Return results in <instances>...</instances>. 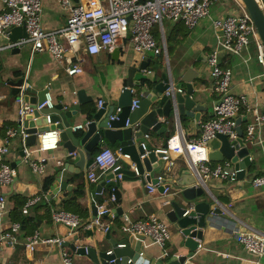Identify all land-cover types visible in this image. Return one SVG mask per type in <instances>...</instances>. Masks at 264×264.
Listing matches in <instances>:
<instances>
[{"label":"crops","instance_id":"crops-1","mask_svg":"<svg viewBox=\"0 0 264 264\" xmlns=\"http://www.w3.org/2000/svg\"><path fill=\"white\" fill-rule=\"evenodd\" d=\"M239 8L238 2L225 0L217 3L213 7L211 15L203 18L194 28H189L181 22L174 23L167 20L164 21L163 27L160 25L154 27L155 37L164 51L158 55L147 54L151 58L147 70H153L159 76L168 70L176 71L189 66L194 67L199 72V75L194 79V85L197 90L203 92L201 101L208 106V111L203 112L201 116L202 121L208 120L213 115V110L220 100L219 94L212 91L213 79L208 67L209 55L216 48L221 49L213 21L219 15L237 11ZM3 9L4 4L0 0V12ZM43 16L44 27L47 30H55L64 26L67 14L57 0H45ZM17 35L19 34H12L13 37H17ZM6 40L13 41L14 39L8 33ZM111 53L101 51L93 56L90 62H86L82 73L70 76L63 66L56 64L49 51L33 54L29 44L19 51H14V49L0 51V143L9 129L20 127L18 105L14 100L17 94L12 91L15 82L23 77L25 82L37 90L28 92L30 96L35 97L39 91L47 87L52 93L55 103H63L69 110L74 109L77 101V104H80V110L71 118L75 125L89 119L88 113L83 109L88 106L87 104H95L97 111L100 99L104 100L112 94H117L125 84H132L137 68L143 61V57L131 49L126 56V61L121 58V54L118 60L114 59ZM256 53V45L253 41L242 55H234L220 50L219 56L221 65L232 70L234 94L246 95L249 107H258L264 110V69L255 59ZM143 82L150 88H154L156 85L152 80H143ZM135 88L137 91L134 98H140V89L136 86ZM81 89L86 91L91 100L79 103L76 93ZM240 117L243 118L242 126L245 132L248 123L253 119L247 106L243 108ZM160 120H163L165 130L160 134L150 132L149 137L141 140V143H146L149 149L164 147L167 139L176 134H183L187 139H194L200 135L201 128L193 120L184 121L183 117L179 119L174 110H171L168 118L161 117ZM261 136L262 143L251 144L253 161L247 166L245 175L242 174L235 181L210 180L212 191L200 198L226 208L234 222L229 224L217 221L204 230L203 238L200 240L201 247L197 251L196 261L199 264H257V260L264 263V257L260 258L249 253L236 240L238 230L264 231V186L255 187L252 184L254 176L264 175V124ZM103 145L111 147L116 152L123 167L128 169L134 167L127 158H123L117 152L116 146H110L108 140L104 139ZM100 149L101 147L97 151ZM23 150L21 138L17 136L14 138L11 152L7 156L8 161L17 169V175L11 185L5 187L0 185V192L7 197L8 208L6 214L0 217V230L8 229L12 223L16 222L12 217L15 207V200L12 196L20 195L28 200L38 197L43 192L44 181L53 177V182L46 193V201L38 202L27 213L23 211L24 214L32 215L36 220H40V223L31 222L28 226L29 230L26 231L21 228L20 235L23 237V235L38 232L42 238L64 237L65 241H70V244H76L77 247L94 245V239L97 238L101 245L111 249L109 240L105 239L106 231L101 226L90 227L94 221L92 205L96 202L92 191L98 183L88 181V168L84 172L72 176V180L69 182L72 186L70 190H61L56 195V199H49L48 195L52 191L56 169L64 161V156L67 154L66 149L59 144L57 149L33 153L34 158L41 156L48 158L46 173L42 176H37L33 172L26 160L25 153L22 154ZM97 151L93 154L94 157ZM171 158L176 163V167L172 171L167 169L166 161L163 159L162 166L153 168L150 173L152 178L162 177L165 185L171 186L169 193L164 194L160 189L151 193L146 181L140 178H130L116 184L119 198L116 202L110 198L109 192L112 186H105L106 195L96 202L98 206L102 203L106 204L111 211L121 208L122 214L120 211L113 213L111 217L106 215L101 217L103 224L113 226L111 233L114 237L119 234L121 229L123 230V225L127 223L124 221L125 215L129 217L130 222L147 219L151 214H157L166 221L171 232V239L165 247H161L148 237L142 242L144 257L170 252L180 239L179 232L161 209V203L164 200L176 198L178 195L175 182L173 183L169 179L173 176L177 177L182 170L187 168V162L183 155L172 154ZM77 159L76 157L75 160ZM228 163L227 161L226 164ZM217 164L224 165L225 163L212 161L213 166ZM104 176H101L98 182L103 180ZM24 207H22L23 210ZM51 208L70 210L80 216L84 224L77 230V233L71 236L68 226L54 223L51 213H49ZM88 230H91L93 236H90ZM76 235L79 237L78 240H75ZM66 247L72 256V264H94L86 254L78 252L77 248H73L71 245ZM0 264H63V262L60 250L55 244L40 243L38 249L31 253L21 238L15 245H4Z\"/></svg>","mask_w":264,"mask_h":264},{"label":"built area","instance_id":"built-area-1","mask_svg":"<svg viewBox=\"0 0 264 264\" xmlns=\"http://www.w3.org/2000/svg\"><path fill=\"white\" fill-rule=\"evenodd\" d=\"M223 1L225 0H57L67 14L66 22L59 29L47 30L43 24L45 0H2L4 9L0 12V51L25 47L29 44L33 54L49 51L56 64L63 66L68 75L74 76L82 73L86 62H90L92 57L101 51L111 53L116 48H120L121 58L124 61H126L130 49L143 58L148 53L161 54L164 50L154 34L156 25L163 27L164 21L167 20L174 23L181 22L189 28H194L203 18L211 15L212 9L217 3ZM234 1L238 2L240 6L237 11L223 13L213 21L217 30L220 50L234 55H242L254 41L257 50L255 59L264 69V42L261 40L259 31L243 1ZM257 2L264 10V0H257ZM22 25L25 26L28 37L7 41L8 30ZM220 50L216 48L208 58V67L213 79L211 88L213 92L219 94L220 100L213 110V115L208 120L200 121V135L194 139H187L183 134H176L168 138L164 147L155 149V151L169 154L163 158L169 171L176 167L171 155H183L187 165L196 175L198 184L212 179L235 181L238 178V173L243 170L238 168L231 172L226 170L223 164L213 166L212 160L209 158L208 142L219 133L226 134L231 140L236 139L238 136L237 118L241 116L244 107L247 106L253 116L244 132L245 141L249 144L262 143L263 141L261 130L264 124V110L258 107H249L246 95L234 94L232 70L221 65ZM29 86L27 82H24L15 99L18 105L20 124L23 123L26 114L34 112L33 106L25 100ZM46 89L48 90L47 87ZM173 91L174 86L171 84L166 95H171ZM103 102V99L99 100L98 108L102 106ZM138 102L139 98L133 99L132 109L138 106ZM75 103L77 104V101ZM54 104V97L48 90L45 101L37 103L36 108L38 110L52 108ZM65 108L68 107L65 106ZM46 118L47 125L50 126L52 124L50 114H47ZM115 118L116 115L110 117V119ZM91 123L96 124L97 122L93 118L88 119L75 124L73 129L75 131L84 130ZM17 136L21 138L26 160L37 176L46 173L48 158L46 156L34 158L33 153L54 150L60 144L58 129L39 133L38 142L34 146H27L28 134L24 129L21 132L17 128L9 129L0 143V185L3 187L11 185L17 175V169L7 159L14 138ZM142 146L149 152L146 143H142ZM249 160L252 162L253 157L250 156ZM122 167L116 152L111 147L103 145L88 167L87 179L92 183H98L101 176L109 172L116 173ZM122 177L123 173L119 172L107 182L112 180L120 182ZM146 184L151 193L157 192L160 186H164L162 191L164 194L171 190V186L165 185L162 177H150L149 180L146 179ZM252 184L255 187L264 186V175L254 176ZM96 194L105 196V187H102ZM109 194L111 200L116 202L118 199L116 184L112 185ZM46 198L47 194L42 192L40 196L28 200L23 211L29 212L32 206ZM194 204V202L190 203V208H193ZM109 210L106 204H100L98 214L90 227L101 226L104 231H107L110 225L103 224L101 217ZM7 211V197L0 192V217L4 216ZM124 218L125 223L127 221L123 225L124 230L144 234L161 247H165L171 239L168 224L157 214H151L149 218L137 222H130L126 215ZM52 219L55 224L68 226L71 236L77 233V230L84 224L83 219L77 214L64 209L52 208ZM20 230L19 222L12 223L8 229L0 230V262L4 245H15L22 238L27 250L31 253L38 249L40 243L55 244L60 250L63 264H72V256L65 246L64 237L42 238L38 232L22 237ZM236 240L249 253L260 258L264 257V231L238 230ZM111 252L110 250L108 253ZM140 254L144 255L142 252ZM129 262H132V259H129ZM256 262L264 264L259 260Z\"/></svg>","mask_w":264,"mask_h":264},{"label":"water","instance_id":"water-1","mask_svg":"<svg viewBox=\"0 0 264 264\" xmlns=\"http://www.w3.org/2000/svg\"><path fill=\"white\" fill-rule=\"evenodd\" d=\"M242 1L259 31L261 40L264 42V10L257 0ZM8 33L14 39L13 41L28 37L24 25L11 28ZM13 33L19 35L13 37ZM21 48H14V51H19ZM120 53V48H116L111 54L114 59L118 60ZM150 59L148 56L143 58L132 84L123 85L117 94H112L104 99L102 106L97 109L93 116L97 123H91L84 130L75 131L73 129L74 123L71 120L72 116L79 112L80 104H75L73 110L66 109L63 103H55L52 108L38 110L36 108L37 103L45 101L48 90L39 91L35 97L30 96L28 92H36L37 90L31 86L27 88L25 100L33 106L34 112L26 114L23 123L18 128L20 132L24 129L28 134L27 146L37 144L39 133L58 129L60 131V145L64 146L67 153L64 156V161L56 169L52 191L48 195L49 199H56V195L61 190L71 189L72 186L69 182L72 180V176L84 172L90 166L94 160L93 154L103 146L104 139L116 146L117 152L123 158H127L134 167L132 169L122 167L116 173H107L92 191L96 202L102 198L96 194L102 187L121 182H114L113 180L107 182L108 179H113L115 174L123 173L122 180L140 178L146 181L151 177L150 173L153 168L162 166L164 156L169 154L149 148V152H147L141 143V140L149 137L150 132L160 134L165 130L163 120H160L161 117L168 118L171 110H174L179 119L183 117L184 121L193 120L200 127L201 116L203 112L208 111V106L201 101L203 92L197 90L194 85V79L199 75V72L194 67L189 66L186 69L181 68L176 71L168 70L158 76L157 72L147 70ZM143 80H152L156 85L154 88H150L144 84ZM24 82L23 77L15 82L12 89L13 93L18 94ZM171 84L174 86V91L171 95H166ZM135 86L140 89V98L138 106L132 109L133 99L137 91ZM77 94L79 103L91 100V97L83 89L79 90ZM47 114L51 116L52 124L50 126H46ZM112 115H116V118L110 119ZM237 123L238 136L236 139L231 140L226 134L219 133L209 140L208 145L210 160L225 163V169L231 172L242 168L243 170L238 173V177H241L242 174L245 175L247 166L251 163L249 158L252 148L251 144L244 139L243 118L239 116ZM80 131L81 133H79ZM24 153L23 150L22 154L24 155ZM76 157L77 160H75ZM227 161L228 164H226ZM169 180L175 182L178 195L176 198L164 200L161 203V209L180 234V239L172 251L152 257H144L140 253L142 252V242L148 238L146 235L121 229L119 234L114 237L111 233L112 228H109L105 233V239L109 240L111 249L101 245L97 238L94 239V245L77 247L76 244L65 241V246L71 245L73 248H77L78 252L86 254L94 264H199L196 261L197 251L200 248V240L203 238L204 230L217 221L230 224L234 220L223 206L200 199L212 191L210 181L198 184L196 175L188 165L177 177L173 176ZM159 189L163 191L164 186H160ZM96 202L92 205L94 218L98 214ZM192 202L195 204L193 208H190ZM120 211L122 214L121 208L116 209V211L109 210L105 215L111 217L113 213ZM88 232L90 236H93L91 230ZM78 239L79 237L76 235L75 240ZM110 250L112 252L108 253ZM185 250L187 251L185 252ZM129 259H132V262H129Z\"/></svg>","mask_w":264,"mask_h":264},{"label":"trees","instance_id":"trees-1","mask_svg":"<svg viewBox=\"0 0 264 264\" xmlns=\"http://www.w3.org/2000/svg\"><path fill=\"white\" fill-rule=\"evenodd\" d=\"M16 97H17V95H15L14 100L16 99ZM87 105L88 106L84 107L83 109H84V111L86 113H88L89 119H91V118H93L94 113L96 112V106L93 103H89ZM110 146H112V145H110ZM98 152L99 151H97V153ZM52 182H53V177H49L47 181L46 180L44 181L43 193H47V191H48V189H49V187H50ZM12 197L15 200V207H14V211L12 212V217H13V219H15L16 222H20L21 223V226H22L21 228L24 231L29 230L28 226L30 225L31 222L40 223V220H36L34 217H32V215L24 214L22 207H24V205L26 204L28 199H26V198H24V197H22L20 195H14ZM44 200L46 201V199H43L42 201H44ZM64 210L70 211V210H67V209H64ZM49 213H51V217H52V208H51V212H50V209H49ZM110 228L113 229V226L111 225Z\"/></svg>","mask_w":264,"mask_h":264}]
</instances>
